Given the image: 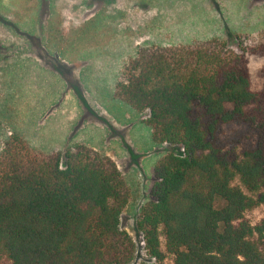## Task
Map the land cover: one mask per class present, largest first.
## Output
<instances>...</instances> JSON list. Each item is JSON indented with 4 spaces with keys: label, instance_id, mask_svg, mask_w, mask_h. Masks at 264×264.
<instances>
[{
    "label": "trees",
    "instance_id": "trees-1",
    "mask_svg": "<svg viewBox=\"0 0 264 264\" xmlns=\"http://www.w3.org/2000/svg\"><path fill=\"white\" fill-rule=\"evenodd\" d=\"M248 55L217 38L139 46L114 97L156 144L150 199L136 222L151 262L264 264V85ZM129 187L115 161L85 144L43 152L19 133L0 151V264H130L120 227Z\"/></svg>",
    "mask_w": 264,
    "mask_h": 264
},
{
    "label": "rangeland",
    "instance_id": "rangeland-1",
    "mask_svg": "<svg viewBox=\"0 0 264 264\" xmlns=\"http://www.w3.org/2000/svg\"><path fill=\"white\" fill-rule=\"evenodd\" d=\"M118 2L125 8V24L116 18L110 23L94 22L80 32L79 26L100 8L101 0H64L57 5L61 18L57 35L62 41L37 45L8 33L12 40L7 41L12 45L8 53L13 55L0 61V151L12 133H19L43 152L85 144L112 158L129 187L120 227L135 245L130 264H140L152 259L136 222L150 199L154 164L172 148L152 141L151 129L143 123L146 112H137L114 97L122 65L144 45L210 38L224 40L236 51L264 45V0ZM22 6L18 12L25 14L24 24L35 26L31 0ZM18 19L23 21L21 16ZM76 31L78 40L64 41ZM248 66L251 88L259 90L264 85V55H248ZM246 216L258 221L264 206Z\"/></svg>",
    "mask_w": 264,
    "mask_h": 264
},
{
    "label": "flooded vegetation",
    "instance_id": "flooded-vegetation-1",
    "mask_svg": "<svg viewBox=\"0 0 264 264\" xmlns=\"http://www.w3.org/2000/svg\"><path fill=\"white\" fill-rule=\"evenodd\" d=\"M63 1L64 0H31L35 8V14L37 15L35 26L31 27L28 26L27 23L24 24V19H26V16L24 17L25 14L18 12L23 8L22 4H26V0H8V2L0 0V61L2 62L8 55H13L12 53L10 54V52L8 53V50L12 47V45H8L7 42L12 41L8 39V33L11 37L14 36L15 40L17 38L19 41H33V43L36 41L37 45H40V41H62L59 35H57V29H59L58 25H60L61 19L57 5L61 4ZM118 3V0H101L100 8L79 26L78 31L82 32L84 29H87L88 25L94 22L99 24L110 23L116 18L125 24V8L119 6ZM138 4L139 2L135 3V5ZM135 5L132 6L133 10ZM19 16L22 17V22L19 21ZM16 23H19V26L16 25ZM131 25L135 27L133 24ZM32 30H36L37 34ZM44 33L46 35H44ZM77 35L78 32L76 31L64 41H76L79 38ZM3 41H6V44ZM41 46L44 48V45Z\"/></svg>",
    "mask_w": 264,
    "mask_h": 264
},
{
    "label": "crops",
    "instance_id": "crops-1",
    "mask_svg": "<svg viewBox=\"0 0 264 264\" xmlns=\"http://www.w3.org/2000/svg\"><path fill=\"white\" fill-rule=\"evenodd\" d=\"M89 146V145H88Z\"/></svg>",
    "mask_w": 264,
    "mask_h": 264
}]
</instances>
